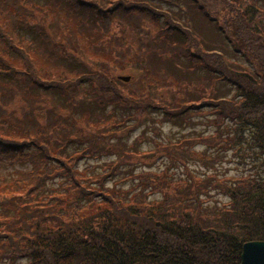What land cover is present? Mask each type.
Returning a JSON list of instances; mask_svg holds the SVG:
<instances>
[{"label": "trees", "instance_id": "obj_1", "mask_svg": "<svg viewBox=\"0 0 264 264\" xmlns=\"http://www.w3.org/2000/svg\"><path fill=\"white\" fill-rule=\"evenodd\" d=\"M36 1L0 0V154L27 163L10 181L0 179V264H239L244 242L264 240L260 176L210 172L206 181L186 169L187 178L175 180L168 178V168L121 176L139 177L147 194L159 193L151 204L141 188L127 195L101 183L122 166L148 164L158 152L179 158L171 143L138 150L112 141L124 134L117 129L121 121H140L149 109L174 120L196 104L162 91L169 75L160 62L169 55L212 64L235 89L207 103L234 125L225 144L238 151L248 134L264 153V0H54L68 2L58 10L51 0ZM174 5L185 13L173 12ZM89 16L98 32L79 30ZM182 17L185 27L178 22ZM206 19L218 31L210 41L200 34ZM114 20L120 33L99 46ZM25 32L38 34L41 42ZM222 39L249 64L228 58ZM61 55L73 56L75 63H56ZM147 58L155 72L146 67ZM131 67L140 74L119 79L116 72ZM201 80L196 82L208 83ZM84 82L99 105L133 110L118 122L93 119L79 96ZM55 90L66 99L54 101ZM219 139L215 132L176 146ZM109 150L115 158L103 164L106 172L90 164L79 167L77 160L87 153ZM243 150L248 156L245 145ZM56 174L64 177L58 188L38 196ZM211 187L229 199L216 212H206L213 222L202 226L201 208Z\"/></svg>", "mask_w": 264, "mask_h": 264}, {"label": "rangeland", "instance_id": "obj_2", "mask_svg": "<svg viewBox=\"0 0 264 264\" xmlns=\"http://www.w3.org/2000/svg\"><path fill=\"white\" fill-rule=\"evenodd\" d=\"M48 0H37L39 4L44 3ZM114 1V0H109ZM186 1V0H182ZM53 4L57 6V10L62 7H68V2L66 1H54L51 0ZM183 3V2H182ZM181 3V4H182ZM185 3V2H184ZM163 7H169L167 4H163ZM185 9V8H184ZM192 11V9H190ZM172 11L175 13H185L181 11L178 6H172ZM53 18H57L56 13L51 15ZM184 17L178 21L182 26L185 25ZM205 28L200 30V34L205 36L204 40L210 41L213 36L218 33L214 27V22L206 19ZM209 28H208V27ZM79 30H87L91 32H98L99 28L94 18L89 16L88 20H83L79 25ZM120 28L118 21L114 20L109 33L102 36L98 42L99 46H103L107 41H109L113 35L119 34ZM26 37L32 38L38 43L41 41L38 34L34 32H25ZM219 39V38H218ZM168 40V39H167ZM174 40V39H173ZM223 43H225V40ZM170 42V40H168ZM217 41V40H216ZM42 44V43H41ZM223 52L228 58H235L241 63H247V59L241 56L239 53L234 52V49L230 44L226 43L223 45ZM44 48V44H42ZM218 50L221 51L220 45L218 44ZM43 48H41L42 51ZM213 48V47H212ZM215 48V47H214ZM197 52V50H191ZM63 57V55H61ZM63 60H57L56 63L61 64H74L75 60L73 56L67 58H62ZM148 66V67H147ZM161 72L169 75L168 86L163 87L162 91L168 98L173 96L186 95L188 103H196L194 106L188 108L182 116L178 119H168L165 118L163 113L159 110H147V112L142 115L140 121L135 119L126 120L122 125L121 121L123 117L130 113L133 109H128L126 107L119 106L110 102H106L103 106L99 105L98 102L93 100L95 96L94 93L88 91L87 82H84L85 86L81 84V92L79 96L82 98V106L85 110L91 112L90 116L95 119H113L112 121H121V125L117 127L118 130H123V136L119 138H114L112 141L117 143H123L125 145L133 146L138 150L146 149H157L156 144L158 142H163L166 144H173V150L178 154L179 158L170 157L168 155L158 152L154 154L148 164H141L140 162H135L130 165H125L120 168L117 174L106 176L105 180H102L101 184L105 183L106 187L114 185L118 189L126 190L127 195H132L135 190L140 189L139 192L145 196V200L148 203L151 199V203L157 200L159 193L147 194L149 189H142L139 185V177L132 176L127 179H123L121 176L128 173H136L139 171L151 170L157 172L163 168H168V178L171 177L176 179H186L187 170L192 171L198 176H203L204 180H208V173L213 172L219 177H233L235 175L247 174L250 172L252 176H260L264 179V170L262 165L264 164V153L258 148V146L251 140L250 135L243 134V145L238 151L235 149L237 145H226L224 140L228 132L234 131L233 124L230 123L227 117L220 116L214 110V107L208 105V101L211 99L215 100L221 96H231L234 93V88H229V84H224V80L219 77L213 69L212 64L207 63H196L185 57L178 58L177 56L169 55L160 62ZM146 67L155 72L154 68L151 66L150 58L146 59ZM119 75H130L131 78L140 74L136 68H128L125 71H117ZM200 79H205L208 81L205 83H197L196 81ZM229 89V90H228ZM202 97V98H201ZM201 98V99H200ZM54 101H63L66 99L65 95H61L59 90L53 92ZM205 100V102H202ZM213 102V101H212ZM166 116V115H165ZM215 132H219L220 139L218 143L215 141L212 143H197L192 146L185 144L183 147L179 148L176 145H180L184 139L194 138V137H213ZM223 144V146L219 145ZM244 145L249 150L248 156L244 154ZM177 147V148H175ZM193 149L197 156H193L188 149ZM205 154V155H204ZM203 155V156H202ZM115 158V154L110 150L107 153L103 152H93V154L87 153L83 157L77 160L79 167H84L86 165H91L94 167L96 172L103 173L107 169L104 168L103 164L106 161H111ZM26 162H10L3 154H0V179L11 180L20 171V168L26 167ZM122 170V171H121ZM258 173V175H257ZM121 177V179H120ZM64 179L60 175L56 174L52 177H48L45 180V185L38 192V196L45 194L46 191L58 188L57 185ZM9 180V181H10ZM135 189V190H134ZM47 192V193H48ZM209 196L201 208V213L203 216L199 218L200 225L212 224L213 220L210 216H205L207 212H216L218 207L229 199V197L219 190L218 188H210ZM155 198V199H154ZM153 201V202H152ZM149 204L147 205L149 207ZM192 215L193 212H191ZM205 227V226H204Z\"/></svg>", "mask_w": 264, "mask_h": 264}, {"label": "water", "instance_id": "obj_3", "mask_svg": "<svg viewBox=\"0 0 264 264\" xmlns=\"http://www.w3.org/2000/svg\"><path fill=\"white\" fill-rule=\"evenodd\" d=\"M119 79L129 81L130 76L120 75ZM239 264H264V240L243 243Z\"/></svg>", "mask_w": 264, "mask_h": 264}]
</instances>
